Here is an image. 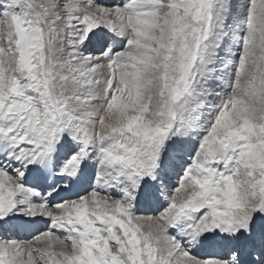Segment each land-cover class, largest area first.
I'll return each instance as SVG.
<instances>
[{
	"label": "snow or ice",
	"instance_id": "obj_1",
	"mask_svg": "<svg viewBox=\"0 0 264 264\" xmlns=\"http://www.w3.org/2000/svg\"><path fill=\"white\" fill-rule=\"evenodd\" d=\"M0 264H264V0H0Z\"/></svg>",
	"mask_w": 264,
	"mask_h": 264
}]
</instances>
